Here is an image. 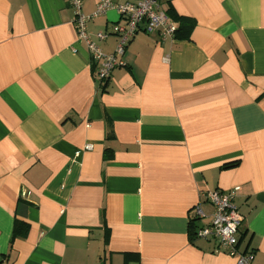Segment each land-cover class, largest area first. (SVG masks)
I'll return each instance as SVG.
<instances>
[{
    "label": "crops",
    "instance_id": "1",
    "mask_svg": "<svg viewBox=\"0 0 264 264\" xmlns=\"http://www.w3.org/2000/svg\"><path fill=\"white\" fill-rule=\"evenodd\" d=\"M68 1L0 0V264H237L188 234L231 190L264 264V0H158L189 36L136 34L103 81ZM123 24L86 31L108 55Z\"/></svg>",
    "mask_w": 264,
    "mask_h": 264
},
{
    "label": "built area",
    "instance_id": "2",
    "mask_svg": "<svg viewBox=\"0 0 264 264\" xmlns=\"http://www.w3.org/2000/svg\"><path fill=\"white\" fill-rule=\"evenodd\" d=\"M74 9L73 24L77 38L83 40L89 53L98 65L97 76L106 80L115 67L121 66V56L127 44L138 33L152 34L157 32L162 41L174 40L176 26L169 16L160 9L158 0H128L123 4H115L114 0H101L95 11L90 15L81 12V0H69ZM114 10L122 18L124 24L118 28V43L113 54H103L99 47L89 39L86 24L107 11ZM96 39L102 41L106 34L98 33ZM89 147H87L88 149ZM235 190L223 194L218 191L206 192L202 196L212 206L213 211L207 225L199 227L195 232L196 238L214 239L231 257H236L237 264H249L251 255L237 254V232L242 221L237 208L233 204ZM195 217H205L201 208H193Z\"/></svg>",
    "mask_w": 264,
    "mask_h": 264
},
{
    "label": "trees",
    "instance_id": "3",
    "mask_svg": "<svg viewBox=\"0 0 264 264\" xmlns=\"http://www.w3.org/2000/svg\"><path fill=\"white\" fill-rule=\"evenodd\" d=\"M166 14L173 22H177V27L175 29L174 38L175 39H182L187 38L191 33L192 29L194 28V22L191 19L180 17L172 13V10H168ZM103 81V80H101ZM199 220L198 218H194L190 221L188 226V234L191 239L195 237L196 232V225L195 222ZM23 225V224H22ZM22 225L17 226L15 229V234L21 233Z\"/></svg>",
    "mask_w": 264,
    "mask_h": 264
}]
</instances>
